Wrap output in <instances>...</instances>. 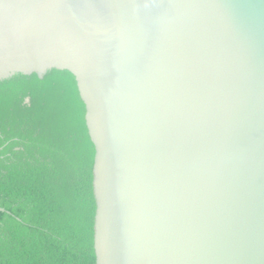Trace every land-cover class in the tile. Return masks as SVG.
Returning a JSON list of instances; mask_svg holds the SVG:
<instances>
[{
  "label": "water",
  "instance_id": "obj_1",
  "mask_svg": "<svg viewBox=\"0 0 264 264\" xmlns=\"http://www.w3.org/2000/svg\"><path fill=\"white\" fill-rule=\"evenodd\" d=\"M52 69L94 147L95 264H264V0H0V81Z\"/></svg>",
  "mask_w": 264,
  "mask_h": 264
},
{
  "label": "trees",
  "instance_id": "obj_2",
  "mask_svg": "<svg viewBox=\"0 0 264 264\" xmlns=\"http://www.w3.org/2000/svg\"><path fill=\"white\" fill-rule=\"evenodd\" d=\"M93 157L70 72L0 81V264H95Z\"/></svg>",
  "mask_w": 264,
  "mask_h": 264
}]
</instances>
